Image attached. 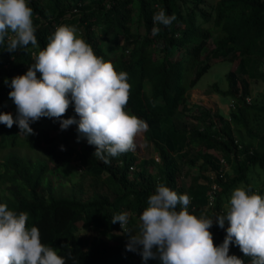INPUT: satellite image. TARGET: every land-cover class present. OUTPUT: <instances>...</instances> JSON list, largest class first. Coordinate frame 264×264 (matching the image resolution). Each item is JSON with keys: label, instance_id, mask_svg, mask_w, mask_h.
Wrapping results in <instances>:
<instances>
[{"label": "trees", "instance_id": "trees-1", "mask_svg": "<svg viewBox=\"0 0 264 264\" xmlns=\"http://www.w3.org/2000/svg\"><path fill=\"white\" fill-rule=\"evenodd\" d=\"M204 1L28 0L39 49L46 47L59 25L75 26L97 56L112 62L118 72H127L131 85L127 110L147 123L142 137L157 155V159L153 154L136 157L129 151L105 164L92 155L94 145L82 137L76 148L57 146L51 131L55 118L31 122L34 134L28 136L16 124L8 128L0 123V203L17 213L27 212V226L38 227L41 242L66 257V264H161L159 259L143 260L139 250H126L127 234L119 222H111L115 214L126 211L130 234H137L139 222L131 217L147 207L159 183L187 194L192 214L213 215L209 231L217 246L228 223L220 228L214 214H225L229 188L242 182L250 191L263 192L264 94L252 96L248 78L264 76V70L256 68L264 56V0H214L208 7ZM160 9L174 14L176 20L170 27L160 25V33L153 36L152 17ZM100 35H109L113 43L114 52L107 58ZM39 49L29 45L27 51L9 53L0 45V112L15 118L16 106L8 95L11 78L27 71ZM176 49H181L178 57L173 56ZM215 57L236 59L224 71L223 87L212 80L206 88L228 96L226 111L186 96L185 87L193 86ZM74 130L77 138L76 125ZM71 154L77 158L78 170L91 177L86 197L75 195L65 178L56 181L52 176L70 161ZM218 157L227 168H219ZM183 163L196 165L187 181ZM149 164L155 168L149 169ZM250 166H257L260 176L247 177ZM258 180L260 185L255 187ZM211 182L213 207L206 204ZM112 229L120 242L108 240ZM229 255L251 264L235 243L230 244Z\"/></svg>", "mask_w": 264, "mask_h": 264}, {"label": "clouds", "instance_id": "clouds-1", "mask_svg": "<svg viewBox=\"0 0 264 264\" xmlns=\"http://www.w3.org/2000/svg\"><path fill=\"white\" fill-rule=\"evenodd\" d=\"M32 17L28 0H0V45L4 50L27 51L29 45L39 49ZM152 19L151 34L156 36L160 25L170 27L176 17L160 9ZM77 33L75 26L59 25L46 47L32 56L27 71L11 78L8 95L16 106V116L0 112V123L8 128L16 124L25 136L34 134L30 123L42 117L59 120L61 130L76 125L77 141L82 137L94 145L92 155L109 164L110 157L135 151L136 137L146 132L148 125L126 111L131 91L127 72H118L112 62L97 56ZM70 103L76 115L65 119ZM190 203L187 194H178L159 183L139 215L137 234H130L126 211L115 214L111 222H119L121 231L127 234L126 250H139L145 261L243 264L240 257L229 255L230 244L235 243L244 256L251 258V264H264V196L246 186L232 190L225 214H214L220 228L228 223L218 246L209 231L213 215L192 214L188 211ZM214 203L213 197L209 207ZM27 221V212L17 213L0 203V264H66V257L42 243L39 228H29Z\"/></svg>", "mask_w": 264, "mask_h": 264}, {"label": "rangeland", "instance_id": "rangeland-1", "mask_svg": "<svg viewBox=\"0 0 264 264\" xmlns=\"http://www.w3.org/2000/svg\"><path fill=\"white\" fill-rule=\"evenodd\" d=\"M214 0H205L204 7H208L209 3H212ZM132 3H135V0H132ZM78 34V33H77ZM100 43L103 46V49L106 52V58L111 56L114 52L113 43L111 42V37L109 35H100ZM155 56L158 55L157 51H154ZM181 54V49H176L173 52V56L178 57ZM236 59L227 60L225 58L215 57L211 60L209 66L197 77L193 86H186V96L189 100L198 101L205 106H209L210 108H218L222 111H226L227 105L229 104L230 99L228 96L216 93L211 90H207V84L215 80L217 84L221 87L225 85L224 71L228 68H232L235 64ZM189 62H186L188 65ZM256 68L260 70H264V56L260 58L258 63L256 64ZM248 87L250 90V94L257 98L260 95L264 94V76H258L255 78H248ZM147 87L144 85V89ZM74 111L73 104L70 103L69 108L63 118H68L71 113ZM126 111H128L126 109ZM129 112V111H128ZM130 113V112H129ZM131 114V113H130ZM75 116V115H73ZM52 132L56 134L57 146L62 147L64 145H72L75 148L78 147V141L76 138V132L74 130V125L69 126L66 130H61L59 127V120H55V127L51 129ZM136 149L132 151L136 157L140 156H149L154 153L152 146L149 144L147 140L142 137V134L136 137ZM24 149V147H20V150ZM28 153H35L34 150H26ZM77 158L71 154L70 161L66 164L60 165L55 170L57 173H52L55 180L58 181V178H65L67 185H70L74 194L79 197H86L89 195L90 191V181L91 177L84 173L82 170H78L77 168ZM149 169H154V164L148 165ZM227 168V164L225 166ZM258 169L257 166H250L247 170V177H257L260 176L256 173ZM182 176L185 181H187L191 174L195 173L196 165L195 164H181ZM248 181V180H247ZM252 181V180H251ZM255 187L260 185V180L253 183ZM237 186H243L242 182H237L233 184L224 200H229L231 192ZM252 191L257 192L261 196H264V186L263 192L259 193L256 188H253ZM223 200V199H222ZM140 215V214H139ZM139 215L137 217H131L132 220L139 222ZM130 218V216H129ZM78 229V228H77ZM138 232V231H137ZM108 240L110 242H120V235L116 230H108Z\"/></svg>", "mask_w": 264, "mask_h": 264}, {"label": "built area", "instance_id": "built-area-1", "mask_svg": "<svg viewBox=\"0 0 264 264\" xmlns=\"http://www.w3.org/2000/svg\"><path fill=\"white\" fill-rule=\"evenodd\" d=\"M247 98V97H246ZM95 147V146H94ZM153 157H154V159H157V155L155 154V153H153ZM218 160L220 161V166H219V168H221V170H223L224 168H225V166H226V164L223 162V158L222 157H218ZM214 186V183L213 182H211L210 184H209V187H208V189H207V193H206V201H207V203L206 204H209V201H210V199L212 198V190H211V188ZM215 220H216V217H215Z\"/></svg>", "mask_w": 264, "mask_h": 264}]
</instances>
